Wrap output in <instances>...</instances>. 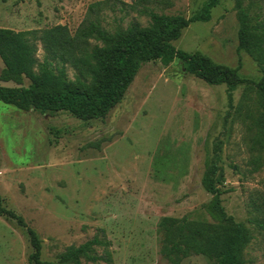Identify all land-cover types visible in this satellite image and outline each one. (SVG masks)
Here are the masks:
<instances>
[{
	"label": "rangeland",
	"instance_id": "rangeland-1",
	"mask_svg": "<svg viewBox=\"0 0 264 264\" xmlns=\"http://www.w3.org/2000/svg\"><path fill=\"white\" fill-rule=\"evenodd\" d=\"M205 1L162 0L150 7L188 18ZM132 3L0 0V28L41 31L65 25L73 34L96 18L110 32L131 23L146 26L148 18L133 12ZM237 30L235 0H221L208 22L191 23L173 42L177 50L238 69L246 82L233 92L232 108L224 85L206 84L177 59L166 67L158 61L142 65L102 120L84 122L64 111L25 112L0 102V196L38 235L42 260L55 262L67 248L105 236L113 264H169L159 253L158 222L209 219L210 195L201 178L205 160L216 153L222 206L250 235L244 263L264 264V231L255 224L264 222V143L253 86L261 74L238 51ZM37 48L42 61L39 43ZM67 75L73 79V70L67 68ZM30 253L25 231L0 217V264H28ZM180 264L212 263L195 255Z\"/></svg>",
	"mask_w": 264,
	"mask_h": 264
},
{
	"label": "trees",
	"instance_id": "trees-1",
	"mask_svg": "<svg viewBox=\"0 0 264 264\" xmlns=\"http://www.w3.org/2000/svg\"><path fill=\"white\" fill-rule=\"evenodd\" d=\"M4 1V0H2ZM221 0H206L190 17L155 12L152 3L162 0H133L130 9L148 18L146 26L131 23L113 32L96 19H88L73 34L65 25L41 31H14L0 28V102L20 111L40 114L67 112L81 121L102 120L123 99L141 66L158 61L163 66L179 60L188 74L206 84L224 85L228 107L232 108L233 92L246 82L238 69L217 65L200 54L175 49L173 42L191 23L208 22L211 11ZM237 49L257 66L261 76L254 83L261 106L259 118L261 141L264 143V0H235ZM37 43L44 53L37 58ZM67 68L74 72L69 79ZM24 81L28 82L26 87ZM222 173L216 153L204 162L201 186L210 195L205 206L206 218L163 217L158 222L159 253L169 264L200 255L212 264H245L243 251L250 241L248 230L225 212L219 186ZM0 217L13 221L25 231L31 248L28 264H113L110 242L98 236L77 247H69L55 262L41 258V241L21 216L3 206ZM264 231V222L255 221ZM101 250V253L98 251Z\"/></svg>",
	"mask_w": 264,
	"mask_h": 264
}]
</instances>
